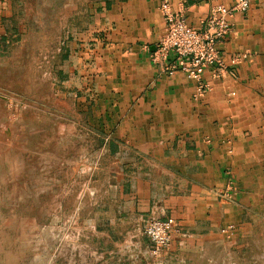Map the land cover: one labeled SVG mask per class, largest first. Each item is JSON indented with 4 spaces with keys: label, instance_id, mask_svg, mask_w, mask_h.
I'll list each match as a JSON object with an SVG mask.
<instances>
[{
    "label": "crops",
    "instance_id": "crops-1",
    "mask_svg": "<svg viewBox=\"0 0 264 264\" xmlns=\"http://www.w3.org/2000/svg\"><path fill=\"white\" fill-rule=\"evenodd\" d=\"M43 1L0 0V87L11 96L31 89L19 80L31 77L23 71ZM67 1L73 20H87L74 30L72 76L97 97L89 127L106 162L104 178L89 181L88 226L105 264H264V0L231 18L217 46L223 68L200 79L153 62L162 0ZM235 1L170 0L195 28ZM149 218L182 227L157 260L143 235Z\"/></svg>",
    "mask_w": 264,
    "mask_h": 264
},
{
    "label": "rangeland",
    "instance_id": "rangeland-1",
    "mask_svg": "<svg viewBox=\"0 0 264 264\" xmlns=\"http://www.w3.org/2000/svg\"><path fill=\"white\" fill-rule=\"evenodd\" d=\"M43 4L42 31L26 50L31 77L19 80L30 83L28 95L0 87V264H105V246L88 226L89 181L106 162L97 161L102 134L89 127L97 97L72 76L74 30L87 20H73L67 0Z\"/></svg>",
    "mask_w": 264,
    "mask_h": 264
},
{
    "label": "built area",
    "instance_id": "built-area-1",
    "mask_svg": "<svg viewBox=\"0 0 264 264\" xmlns=\"http://www.w3.org/2000/svg\"><path fill=\"white\" fill-rule=\"evenodd\" d=\"M253 1L236 0L231 6L216 5L201 27L195 28L189 25L183 13L172 10L170 0H162L164 34L153 53V62L169 75L181 70L195 79H200L208 67L222 69L224 64L217 46L229 37L231 18L238 12L248 11ZM238 60L235 58L234 62ZM181 229L174 218H149L143 235L150 241V256L156 260L161 258Z\"/></svg>",
    "mask_w": 264,
    "mask_h": 264
}]
</instances>
